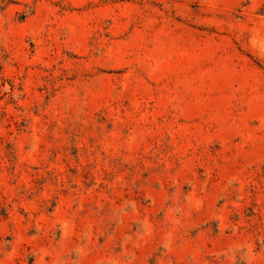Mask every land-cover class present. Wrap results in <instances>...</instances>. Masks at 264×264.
Returning <instances> with one entry per match:
<instances>
[{
    "label": "rangeland",
    "instance_id": "obj_1",
    "mask_svg": "<svg viewBox=\"0 0 264 264\" xmlns=\"http://www.w3.org/2000/svg\"><path fill=\"white\" fill-rule=\"evenodd\" d=\"M0 264H264V0H0Z\"/></svg>",
    "mask_w": 264,
    "mask_h": 264
}]
</instances>
